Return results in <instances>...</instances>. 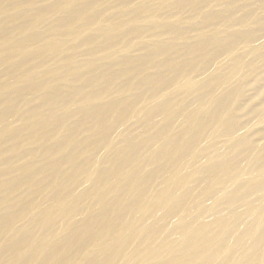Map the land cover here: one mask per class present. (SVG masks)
Here are the masks:
<instances>
[{"label":"bare ground","instance_id":"6f19581e","mask_svg":"<svg viewBox=\"0 0 264 264\" xmlns=\"http://www.w3.org/2000/svg\"><path fill=\"white\" fill-rule=\"evenodd\" d=\"M0 264H264V0H0Z\"/></svg>","mask_w":264,"mask_h":264}]
</instances>
